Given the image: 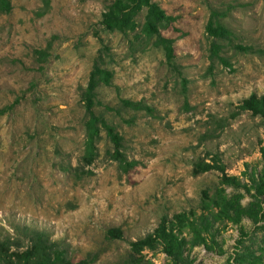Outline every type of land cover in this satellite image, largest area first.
Returning a JSON list of instances; mask_svg holds the SVG:
<instances>
[{
	"label": "rangeland",
	"instance_id": "374dc122",
	"mask_svg": "<svg viewBox=\"0 0 264 264\" xmlns=\"http://www.w3.org/2000/svg\"><path fill=\"white\" fill-rule=\"evenodd\" d=\"M109 1L48 0L43 10L42 0H9V11L0 12V106L19 96L11 111L0 114V237L23 236V226L42 229L72 260L96 253L89 264H117L128 241L151 231L161 214L197 212L200 189L212 188L219 171L191 174L193 160L214 154L225 172L248 182L260 166L264 143L257 115L243 110L229 117L241 98L264 92L263 0H155L174 18L160 31L174 38L185 101L180 77L158 47L130 51V34L100 28V12ZM209 9L223 11L232 42L255 51L223 42L227 63L211 61L204 31ZM97 36L109 46L104 64L112 70L111 84L96 87L97 98L115 109H94L114 124L126 158L135 164L120 171L100 132L97 155L84 166L91 173L76 178L65 166L79 162V90L100 44ZM48 39L50 54L39 63L32 49ZM119 97L142 100L153 115L118 106ZM248 199L244 193L241 201ZM239 224L247 231L242 240L249 243L252 235L257 247L262 231L246 217ZM115 226L121 236L109 237L106 229ZM217 228L206 238L209 247L189 249L191 264H238V225ZM142 252L152 264H169L159 246Z\"/></svg>",
	"mask_w": 264,
	"mask_h": 264
},
{
	"label": "trees",
	"instance_id": "16d2710c",
	"mask_svg": "<svg viewBox=\"0 0 264 264\" xmlns=\"http://www.w3.org/2000/svg\"><path fill=\"white\" fill-rule=\"evenodd\" d=\"M43 10L48 6V0H42ZM10 9L9 0H0V12ZM41 10L40 13L43 11ZM264 10V0H263ZM142 12V20H137L138 13ZM223 11L209 9L204 24V31L210 38L208 44V57L212 61L217 59L227 63L221 54L223 42L231 44L234 49L241 51H255L248 45H242L231 41L232 31L221 21ZM173 16L165 13L164 9L155 0H110L100 12L98 23L100 28L106 31H117L127 37V46L130 51L143 50L148 46L158 47L163 55L165 64L175 71L180 77L181 91L185 101V78L175 62L174 38L163 35L161 29L167 27L173 20ZM97 35V32L94 33ZM55 37L54 35L50 36ZM99 46L92 58L87 73L85 84L79 90V101L83 108V140L79 155V162L73 166L67 165L65 169L74 177L91 173L85 168L97 155V141L101 134L108 139L110 147L106 150L109 158L116 161L117 167L122 172L128 171L134 164V159H127L122 150V136L116 130L114 124L109 122L102 113L96 112L94 107L101 105L106 110L115 109L113 106L101 103L97 98L96 87L110 85L112 70L104 64L106 57L110 56L109 46L97 36ZM50 39L42 47L32 49L35 61L44 62L50 54ZM257 50V49H256ZM31 85V84H30ZM19 101L15 96L10 102L0 106V114L12 110ZM118 106L131 110H142L153 115V108L142 100H132L119 97ZM246 110L251 115H257L264 125V92L256 94L248 93L236 104L235 110L229 113L234 117L238 112ZM223 121H219L222 125ZM264 134V132H263ZM260 166L248 175V182L242 181L236 174H228L224 171V165L216 155L208 160L202 157L196 158L191 163V174H198L210 169L219 171L218 180L212 188L200 189L198 202L199 210H178L170 216L161 214L156 225L144 235L129 240L126 254L117 264H152V261L144 256L142 250L153 249L159 246L169 260V264H191L189 249L195 245L203 244L209 247L206 238L210 240L218 225L228 223L237 224L239 238L235 242V255L233 259L238 264H264V143L259 145ZM226 186L232 188L226 190ZM244 193L249 199L242 202ZM243 217L248 218L260 229L261 235L257 241V247L253 248L252 235L248 237L249 243L242 240L247 231L239 224ZM23 236L0 237V264H89L96 258V253H88L87 256L72 260L66 250L55 239H51L42 229L22 227ZM109 237H120L119 227L106 229Z\"/></svg>",
	"mask_w": 264,
	"mask_h": 264
}]
</instances>
